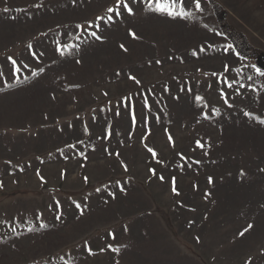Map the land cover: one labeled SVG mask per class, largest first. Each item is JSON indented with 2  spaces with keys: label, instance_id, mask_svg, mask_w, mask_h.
<instances>
[{
  "label": "rangeland",
  "instance_id": "rangeland-1",
  "mask_svg": "<svg viewBox=\"0 0 264 264\" xmlns=\"http://www.w3.org/2000/svg\"><path fill=\"white\" fill-rule=\"evenodd\" d=\"M124 2L0 0V264H264V0Z\"/></svg>",
  "mask_w": 264,
  "mask_h": 264
},
{
  "label": "snow or ice",
  "instance_id": "snow-or-ice-1",
  "mask_svg": "<svg viewBox=\"0 0 264 264\" xmlns=\"http://www.w3.org/2000/svg\"><path fill=\"white\" fill-rule=\"evenodd\" d=\"M191 5L194 6L195 10L197 12H201L203 9L201 8V2L200 0H190ZM123 7L124 10L127 11V13L129 15H132V9L128 6L127 3L124 2V0H115V6L114 7H110L107 9L108 12L110 13H114V14H119V12H117V9H119L120 7ZM5 12L8 11L7 8L4 9ZM147 11L149 12H154L157 13L159 15H163V16H167L169 18L172 19H176V18H180V19H187L190 18L191 13L186 11V4H185V0H148V6H147ZM109 19H111V17H109ZM93 35L95 36V33H93ZM129 36H131L133 39H136V34L134 32L129 31L128 33ZM97 40H100L101 37L96 36ZM29 47H31V45H29ZM121 49L124 51H127V49L124 47L123 44L120 45ZM232 49V45L229 44L227 45L226 51ZM57 52H59L61 55H63V51L61 46H58L56 49ZM200 51H204V49H200ZM9 60H11V57H9ZM15 61L12 60V64L13 66H15ZM77 63H79V61H77ZM225 70H228L227 65L225 66ZM18 71V69H17ZM258 74L260 75H264V72H259L258 70ZM129 79H133L135 80V77H129ZM241 87H243V85H241ZM203 98L197 96L196 97V101L197 103H199ZM144 107L148 108V102L147 100L144 101ZM245 116H250L249 113L245 112ZM132 122L133 124L135 123V114L133 112L132 115ZM260 123L264 124V121H260ZM169 140H171V137H169ZM199 143V142H198ZM149 152L152 153L153 157H155L156 153L149 148L148 149ZM241 175H243V172H241ZM161 179H163V177H161ZM174 183V181H173ZM209 183H212L211 178H209ZM173 194L175 195H179V193L176 191L175 187H173L172 189ZM77 207H79V205H77ZM41 227H43V225H41ZM252 228V225H248V228L245 229V232L248 231V229ZM241 235H244V233L242 232Z\"/></svg>",
  "mask_w": 264,
  "mask_h": 264
},
{
  "label": "trees",
  "instance_id": "trees-1",
  "mask_svg": "<svg viewBox=\"0 0 264 264\" xmlns=\"http://www.w3.org/2000/svg\"><path fill=\"white\" fill-rule=\"evenodd\" d=\"M232 40V39H231ZM232 42L234 43L235 46H238V45H242V43H240L238 40H232ZM238 50V49H236ZM249 57H251L252 55L248 54Z\"/></svg>",
  "mask_w": 264,
  "mask_h": 264
}]
</instances>
